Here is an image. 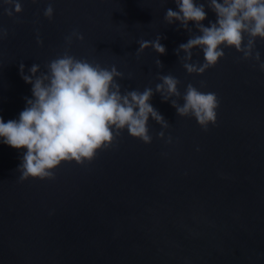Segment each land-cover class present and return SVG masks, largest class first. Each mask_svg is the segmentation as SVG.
Instances as JSON below:
<instances>
[{
	"label": "water",
	"instance_id": "95a60500",
	"mask_svg": "<svg viewBox=\"0 0 264 264\" xmlns=\"http://www.w3.org/2000/svg\"><path fill=\"white\" fill-rule=\"evenodd\" d=\"M19 2L22 13L0 0V29L8 31L0 39L5 123L18 119L25 98H33L20 64L26 75L33 64L47 72L45 65L66 49L77 59L115 66L124 74L116 78L122 94L155 91L161 75H172L181 97L171 99L181 106L188 84L215 93L220 106L217 123L205 131L157 92L150 103L170 127L149 117L151 144L125 129L90 162H63L55 179L20 182L27 149L0 141V264H264V71L256 61L224 48L215 67L189 74L176 49L190 33L164 19L167 9L179 10L175 0ZM49 3L52 20L44 16ZM205 10L203 24L210 27L217 17ZM189 27L199 35L195 22ZM74 31L84 40L73 37L69 48L65 38ZM157 35L166 54L151 47L137 52L138 41ZM256 48L264 61V40L257 39ZM197 61L204 63L199 48L193 50Z\"/></svg>",
	"mask_w": 264,
	"mask_h": 264
},
{
	"label": "clouds",
	"instance_id": "9594fccd",
	"mask_svg": "<svg viewBox=\"0 0 264 264\" xmlns=\"http://www.w3.org/2000/svg\"><path fill=\"white\" fill-rule=\"evenodd\" d=\"M37 0H33L36 3ZM5 5L14 6L15 13H22L19 0H3ZM178 11L166 10L165 21L180 25L190 33L187 43L176 49V54L183 62L189 74H203L208 68L215 67L225 57L224 48H235L243 53L244 60H255L261 71L264 61L256 48L257 39L264 40V0H175ZM207 8L216 14V21L206 27ZM6 15L13 16L12 7L5 9ZM44 16L52 20L54 8L51 3L44 11ZM195 22L199 35L189 27ZM8 37L7 29H0V39ZM73 37L84 40V36L74 31L66 37L70 48ZM162 37L157 35L153 41L140 40L137 52L153 48L155 52L166 54L161 44ZM43 46V41L37 39ZM202 49L204 63H193V50ZM186 55L181 57L180 52ZM156 64L163 68L157 59ZM20 75L32 85L31 99L25 98L27 106L16 120L5 123L0 117V141L16 149L27 151L22 156L20 182L39 178L55 179V170L63 162L75 161L83 165L91 161L98 150L110 148L126 129L132 137L145 144L152 143L149 134V117L168 129L170 124L150 103L155 93L162 99L171 101L180 117H195L199 125L208 130L210 124L217 123V109L220 101L215 93H204L192 84H188L183 94V105L171 97H181L178 85L180 81L172 75H161L155 91L152 88L125 91L117 77L124 79V74L115 66L108 68L100 64L89 63L86 59H77L68 49L61 56L48 62L47 72H42L38 64L25 74V65L20 64ZM205 86L204 82H201ZM160 139L165 132L158 133ZM167 143H172L169 136ZM199 150V149H198Z\"/></svg>",
	"mask_w": 264,
	"mask_h": 264
}]
</instances>
